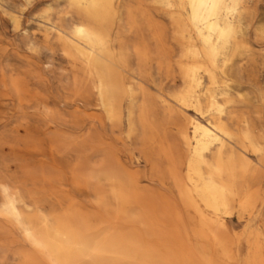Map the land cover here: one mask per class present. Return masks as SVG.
Instances as JSON below:
<instances>
[{
    "label": "rangeland",
    "instance_id": "obj_1",
    "mask_svg": "<svg viewBox=\"0 0 264 264\" xmlns=\"http://www.w3.org/2000/svg\"><path fill=\"white\" fill-rule=\"evenodd\" d=\"M201 27L189 0H0V264H264V0Z\"/></svg>",
    "mask_w": 264,
    "mask_h": 264
},
{
    "label": "bare ground",
    "instance_id": "obj_2",
    "mask_svg": "<svg viewBox=\"0 0 264 264\" xmlns=\"http://www.w3.org/2000/svg\"><path fill=\"white\" fill-rule=\"evenodd\" d=\"M191 6V17L192 20L201 24L202 27L199 28V36L205 43H211L213 41V36L218 26L220 7L224 3V0H189ZM203 137L207 142L216 143L219 141L220 136L218 133L203 128ZM216 200V198H215ZM14 212V206L11 201L3 209L1 216L8 219V215ZM42 255L48 257L52 264H60V259L57 258L50 252L46 250L40 251Z\"/></svg>",
    "mask_w": 264,
    "mask_h": 264
}]
</instances>
